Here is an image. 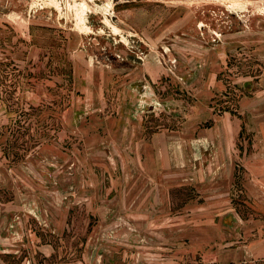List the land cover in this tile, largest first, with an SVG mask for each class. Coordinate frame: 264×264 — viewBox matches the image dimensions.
Masks as SVG:
<instances>
[{
  "label": "rangeland",
  "instance_id": "rangeland-1",
  "mask_svg": "<svg viewBox=\"0 0 264 264\" xmlns=\"http://www.w3.org/2000/svg\"><path fill=\"white\" fill-rule=\"evenodd\" d=\"M0 264H264V0H0Z\"/></svg>",
  "mask_w": 264,
  "mask_h": 264
},
{
  "label": "bare ground",
  "instance_id": "bare-ground-1",
  "mask_svg": "<svg viewBox=\"0 0 264 264\" xmlns=\"http://www.w3.org/2000/svg\"><path fill=\"white\" fill-rule=\"evenodd\" d=\"M110 5V4H109ZM232 8V7H231Z\"/></svg>",
  "mask_w": 264,
  "mask_h": 264
},
{
  "label": "crops",
  "instance_id": "crops-1",
  "mask_svg": "<svg viewBox=\"0 0 264 264\" xmlns=\"http://www.w3.org/2000/svg\"><path fill=\"white\" fill-rule=\"evenodd\" d=\"M262 185V184H261Z\"/></svg>",
  "mask_w": 264,
  "mask_h": 264
}]
</instances>
